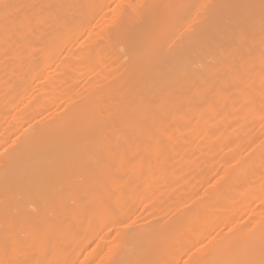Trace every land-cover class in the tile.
Listing matches in <instances>:
<instances>
[{
	"label": "bare ground",
	"instance_id": "6f19581e",
	"mask_svg": "<svg viewBox=\"0 0 264 264\" xmlns=\"http://www.w3.org/2000/svg\"><path fill=\"white\" fill-rule=\"evenodd\" d=\"M109 2L0 0V264H264V0Z\"/></svg>",
	"mask_w": 264,
	"mask_h": 264
},
{
	"label": "rangeland",
	"instance_id": "374dc122",
	"mask_svg": "<svg viewBox=\"0 0 264 264\" xmlns=\"http://www.w3.org/2000/svg\"><path fill=\"white\" fill-rule=\"evenodd\" d=\"M112 2H113V0H111V2H109L107 8L110 7V5L112 4ZM112 7H113V5H112ZM112 7H110V8H112ZM110 8H109V9H110ZM109 9H108V10L106 9V10L109 11ZM110 11H111V9H110ZM83 44H84V45H83ZM83 44H81V46L84 47V46L87 44V42H86V44H85V43H83ZM14 49H15V48H14ZM16 49H17V47H16ZM16 49H15V50H16ZM19 49H20V48H19ZM15 50H14V51H15ZM12 51H13V50H12ZM7 52H8V56L10 55V53H12L11 51H6L5 53H7ZM10 56H11V55H10ZM65 57H66L67 59L69 58V56H65ZM1 64H2V63H1ZM1 64H0V66H1ZM3 66L5 67L4 64H3ZM3 66L0 67V70H1V68H2V71H0V72L4 75V73H3V72H4V71H3V70H4V67H3ZM56 75H58V74L56 73ZM91 76H93V75H91ZM91 76H90V77H91ZM85 77H86V76H85ZM87 77H88V78H87ZM87 77H86V78L83 77L84 79L82 78L81 81H84L85 79L87 80V79L90 78L89 76H87ZM6 78H7V76H5V79H6ZM83 83H84V82H83ZM83 83H82V84H83ZM8 85H9V84H8ZM8 85H6V86L4 85V87H3L4 89H3V90H6V91H7V89H8ZM1 87H2V86H1ZM1 87H0V89H1ZM3 90H0V93H1V94H3L4 92H6V91H3ZM1 91H2V92H1ZM249 118H250V117H249ZM252 118H253V117H252ZM251 120H253V119H251ZM244 121H245V120H244ZM247 121H248V120H247ZM252 122H253V121H252ZM244 123H245V122H244ZM244 123L241 122L240 124H243V125H244ZM248 123H249V121H248ZM248 123H246V124H248ZM254 123H255V122H254ZM243 125H242V126H243ZM252 125H253V127H254V124H253V123H252L250 126H252ZM255 125H257V124L255 123ZM246 126H247V129L250 128L248 125H246ZM257 126H259V125H257ZM248 127H249V128H248ZM253 127H252V128H253ZM257 128H260V129H261V127H257ZM244 129H245V130H244ZM253 129H254V130H253ZM253 129H252L251 131H250V129H249L248 131H250L253 135H255L256 133H257L256 135H258L259 129H256V127H254ZM241 130H242V133H243V131H244L245 134H247V135L249 134L248 132L246 133V128H245V127H243V129H241ZM256 130H258V132H257ZM261 130H262V129H261ZM239 131H240V130H239ZM239 131H237V132L239 133ZM253 131H254V132H253ZM237 132H236V134H237ZM255 132H256V133H255ZM242 133L240 132L239 135L242 134ZM244 133H243V134H244ZM251 133H250L249 135H251ZM260 133H261V131H260ZM243 134H242V135H243ZM207 135H208V134H207ZM247 135H245V136H247ZM243 136H244V135H243ZM245 136H244V137H245ZM238 137H239V136H238ZM240 137H241V136H240ZM244 137H243V139H244ZM234 138H236L237 140H239L237 137H234ZM246 138H247V137H246ZM245 140H246V139H245ZM245 140H244V141H241V142H245ZM238 142H239V141H238ZM179 144H180V143H179ZM182 144H183V142H181L180 145H182ZM183 145H185V144H183ZM149 154L152 155L153 153L151 152V153H149ZM208 154H209V153H208ZM208 154H205V156L208 155ZM151 155H150V156H151ZM196 156H197V154H196ZM203 156H204V155H203ZM205 156H204L203 158H205ZM211 156H212V155H211ZM206 157H207V156H206ZM199 158H201V157H199ZM207 158H208V157H207ZM201 159H202V158H201ZM205 159H206V158H205ZM216 167L218 168L219 166H217V164H216ZM220 169H221V165H220ZM154 170H155V168H154ZM218 170H219V168H218ZM151 171H153V170H151ZM157 171L159 172V170H157ZM153 172H154V171H153ZM158 172H157V173H158ZM155 173H156V172H155ZM153 174H154V173H153ZM190 176H191V175H190ZM190 176H189V179H190L191 182H193L194 180H192V179L190 178ZM192 176H193V175H192ZM193 177H194V176H193ZM160 178H161V177H160ZM194 178H195V177H194ZM194 178H193V179H194ZM160 180H161V179H160ZM143 200H145V199H143ZM141 202H142V200H141ZM141 202L139 203L140 205H142V203H143V202H142V203H141ZM163 203H165V202H163ZM139 204H138L137 207H136L137 209L140 208V207H139V206H140ZM143 205H144V204H143ZM143 205H142V206H143ZM142 206H141V207H142ZM162 207H164L163 204H162ZM137 209H136V210H137ZM104 228H105V227H104ZM107 229H108V228H107ZM104 230H106V229H104ZM104 230H103V231H104ZM108 230H109V229H108ZM108 230H107V231H108ZM103 231H102V234H103ZM109 231H110V230H109ZM105 233H106V231H105ZM108 235H110V233L107 234V236H108ZM107 236H106V237H107ZM106 237H105V239H106Z\"/></svg>",
	"mask_w": 264,
	"mask_h": 264
}]
</instances>
